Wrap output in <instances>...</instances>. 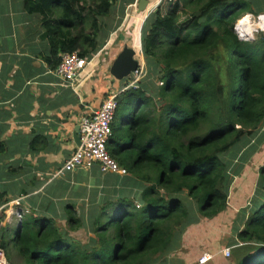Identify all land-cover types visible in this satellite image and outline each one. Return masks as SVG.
<instances>
[{
  "label": "trees",
  "instance_id": "obj_1",
  "mask_svg": "<svg viewBox=\"0 0 264 264\" xmlns=\"http://www.w3.org/2000/svg\"><path fill=\"white\" fill-rule=\"evenodd\" d=\"M117 1L27 0L26 8L43 15L53 56L89 58L111 29L104 20ZM166 1L142 28L147 77L156 82L118 96L108 144L145 185L141 206L124 198L82 217L70 204L65 229L28 214L14 234L9 224L2 228L0 247L12 264H155L182 231L227 210L233 178L256 152L240 156V145L264 122V32L245 40L235 30L255 12L253 0ZM238 216L232 264H264V165ZM80 229L94 235L88 243L72 235Z\"/></svg>",
  "mask_w": 264,
  "mask_h": 264
},
{
  "label": "crops",
  "instance_id": "obj_2",
  "mask_svg": "<svg viewBox=\"0 0 264 264\" xmlns=\"http://www.w3.org/2000/svg\"><path fill=\"white\" fill-rule=\"evenodd\" d=\"M26 2L0 0V195L1 206L21 198L23 209L30 211L19 220L5 210L0 219V237L6 224L10 228L14 226L15 232L28 214L67 227L70 204L76 205L80 216L88 217L94 209H101L107 203L117 204L120 199L138 203L145 187L130 173H105L98 164L53 178L79 145L78 126L82 116L99 109L110 92L119 91L127 84L132 73L119 80L110 70L128 44L115 45L111 30L107 32L111 36L106 43L105 30L98 36L99 48L89 57L90 63L78 80L64 85L55 72L62 52L57 56L51 54L44 17L38 11L27 10ZM253 2L255 12L251 15L263 14L264 0ZM100 36L104 39L102 45ZM129 47L136 50L137 46ZM258 157L248 164L254 165ZM254 191L238 209H249ZM235 204H229L226 211L212 219V225L227 222ZM235 207L236 217L240 210H236L237 204ZM203 226L204 220L188 227L181 233L180 244L155 264H195L204 252L214 253L216 257L211 263L220 264L221 250L194 249L200 255L194 258L187 254L194 243L192 229Z\"/></svg>",
  "mask_w": 264,
  "mask_h": 264
},
{
  "label": "rangeland",
  "instance_id": "obj_3",
  "mask_svg": "<svg viewBox=\"0 0 264 264\" xmlns=\"http://www.w3.org/2000/svg\"><path fill=\"white\" fill-rule=\"evenodd\" d=\"M131 1L132 0L117 1L118 3L115 4L112 15L108 18H105L104 21H105V24L110 26L111 32L114 31L112 32V37L116 39L115 45L120 46L121 44L123 45L128 44L129 46L130 45L137 46L136 47L137 58H138L137 60L139 61L140 64H142V66H145L144 67L145 74L140 80V85H141V81L143 80H146V82H149L151 85H154L156 82L155 80L156 77L154 76L147 77L148 71H147L146 59H145L143 45H142V28L145 24V21L150 16V14L156 11L160 3L163 1L162 5H166L167 1L166 0H147L148 1L147 8L144 11L138 10V4L140 0L139 1L135 0V2L130 3ZM123 8L125 9L124 11L122 10ZM251 14H247L246 16L251 15ZM246 16H244L243 19L246 18ZM251 16L252 18L255 19L258 15L253 14ZM243 19L241 18L240 20L242 21ZM251 20L253 21V19ZM244 23L247 24L246 22ZM245 26L246 25H244V27ZM111 32H109L108 34L106 32V35H107L106 43L110 39L109 35L111 36L110 34ZM257 34L258 32L254 33V38ZM99 42H100V45H102L101 43L104 42V39L101 38V36H100ZM133 76H135V74H131L127 82L132 81ZM156 76H157V81H158L159 75H156ZM117 127L120 128L119 122H117ZM240 146L241 147L238 150V154H240V156L248 152L249 150L255 149L256 152L251 155H253V157L255 156H259V157H258V160H256V163L254 165L248 164V167L247 165H245L242 171L240 172V175L236 177L235 179L233 178L232 184L230 186L231 187L230 193H232V195L229 196V204L236 202L237 204L236 210L238 211L240 210L238 208L242 206L243 201L247 200L250 197V195L253 193V191L256 190L257 181L255 177L257 176V172H258L257 169L261 164L264 165V122L261 124L257 135L254 137L245 138V140L242 142ZM232 156L234 157L235 155L233 154ZM237 194H240L242 197H238L239 195L237 196ZM235 205H234V208H231L230 206L231 208L229 211L230 216H228L230 217V219L227 222H224V223L221 222L219 224L212 225L214 220L210 221L208 219L207 220L204 219L203 227H195V229H192L193 232L191 233V236L193 237V239L191 240V242H194V243L192 244L193 245L192 248L190 250H187L188 251L187 254L190 258H194L195 256H198V257L200 256L196 250L200 249V251H203L205 248H209V249L216 250V251L221 250V253L219 254L221 258V261H219L220 264H223V263L232 264L233 263L234 252H231L230 256H226L224 254V249L227 247H230L231 244L233 245V242L237 238L238 229L239 228L241 229V226L243 225V221L240 220L238 214L241 213L244 209L240 210L237 216L235 217V214H234L235 208H236ZM60 226L62 229L66 228L64 225H60ZM14 229H15L14 226L11 227V231H13ZM12 233L14 234V232ZM74 236H76L77 239L85 243L86 242L88 243L89 236L93 237L94 235L88 232L86 229H80L74 232ZM194 239L196 241H194ZM204 253H202V255ZM208 253L212 255L211 261L214 260L216 255L212 252H208ZM172 254L173 253H170L169 256L170 257L173 256ZM202 255L199 258H201ZM198 257H197V260H198ZM211 261L209 264H212ZM195 264H197V262Z\"/></svg>",
  "mask_w": 264,
  "mask_h": 264
},
{
  "label": "built area",
  "instance_id": "obj_4",
  "mask_svg": "<svg viewBox=\"0 0 264 264\" xmlns=\"http://www.w3.org/2000/svg\"><path fill=\"white\" fill-rule=\"evenodd\" d=\"M253 19L254 23L261 24V26L253 32H264V13L258 14L254 19L251 15H248ZM239 20L235 26L236 32L241 37L240 33L243 31V26L240 25ZM242 38V37H241ZM252 38V39H253ZM243 39V38H242ZM245 40H251L246 38ZM89 58L81 56L77 51L62 53L60 61L56 66L55 72L61 79L62 84H73L75 80H78L80 74L89 65ZM145 66L138 64L137 69L132 73L133 80L127 82V84L119 91H112L108 94L107 98L102 103L101 107L96 111L88 115L82 116L80 120V136L81 143L77 146L72 156L65 162L63 168L55 172L53 178L64 175L66 172H73L79 168H91L95 164H98L101 171L105 173L127 174V169L122 167L118 161L111 156L108 150V144L113 134L112 124L115 118V113L118 105V96L127 89L139 87L140 80L145 74ZM22 199L18 198L14 202L4 204L0 207V219L3 218L4 211H9L10 214L16 216L19 220L22 219L30 210L22 207ZM140 203H137V207H140ZM232 247L224 249V254L230 256ZM212 259V255L205 252L201 258H199L197 264H208ZM0 264H12L8 258L5 250L0 247Z\"/></svg>",
  "mask_w": 264,
  "mask_h": 264
},
{
  "label": "water",
  "instance_id": "obj_5",
  "mask_svg": "<svg viewBox=\"0 0 264 264\" xmlns=\"http://www.w3.org/2000/svg\"><path fill=\"white\" fill-rule=\"evenodd\" d=\"M147 4V0H140L138 4L139 11H144L147 8ZM136 54L137 52L135 48L126 45L123 50L119 53L117 58L114 60L110 70L111 74L119 80L128 77L138 67L139 61L136 59ZM78 128V131H80V126H78ZM78 138V143L80 144V134H78Z\"/></svg>",
  "mask_w": 264,
  "mask_h": 264
},
{
  "label": "bare ground",
  "instance_id": "obj_6",
  "mask_svg": "<svg viewBox=\"0 0 264 264\" xmlns=\"http://www.w3.org/2000/svg\"><path fill=\"white\" fill-rule=\"evenodd\" d=\"M240 22H241L240 25H242L243 28H244V25H246L245 28L243 29V31L240 33V35L243 39H246V38L252 39L253 38V32L261 26V24L254 23L251 20L250 16H246V18H244ZM244 22H246L247 24H245Z\"/></svg>",
  "mask_w": 264,
  "mask_h": 264
}]
</instances>
